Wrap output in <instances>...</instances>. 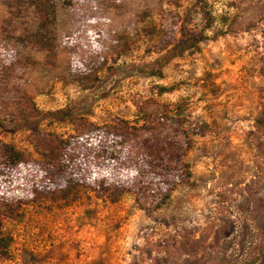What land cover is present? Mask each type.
Listing matches in <instances>:
<instances>
[{
    "label": "rangeland",
    "instance_id": "obj_1",
    "mask_svg": "<svg viewBox=\"0 0 264 264\" xmlns=\"http://www.w3.org/2000/svg\"><path fill=\"white\" fill-rule=\"evenodd\" d=\"M31 2L0 0V91L4 82L24 91L38 114L14 119L0 108L1 139L34 157L33 129L72 141V119L141 125L147 114L151 121L129 130L118 148L74 140L68 153L85 180L78 196L25 204L3 218L12 241L0 264H214L221 257L264 264V230L246 190L264 198V148L253 139L264 101V0H51L46 21ZM226 27L234 33L201 41L162 77L138 71L163 51L164 35L180 42L183 30L210 37ZM166 115L198 131L185 157L189 180L158 208L157 184L116 202L96 196L95 178L112 183L146 172L142 140L175 136ZM110 150L122 156L118 168ZM203 236L196 254L179 253V242Z\"/></svg>",
    "mask_w": 264,
    "mask_h": 264
},
{
    "label": "trees",
    "instance_id": "obj_2",
    "mask_svg": "<svg viewBox=\"0 0 264 264\" xmlns=\"http://www.w3.org/2000/svg\"><path fill=\"white\" fill-rule=\"evenodd\" d=\"M50 2L51 0H32L31 2L38 17L42 20H47L52 9ZM0 28H5V26L0 24ZM228 33H234V30L231 27H226L210 37L202 31L189 35L187 31L183 30V38L180 42L164 35L160 39L159 45L163 51L149 65L139 66L138 71L148 76L162 77L164 67L174 58L182 56L188 50L197 49L198 44L205 39L214 40L217 36ZM42 38H44L43 35L37 37L40 42ZM90 64L91 62L86 67L89 68ZM260 72L264 75V54L261 56ZM168 88L159 86L158 92L168 91ZM0 108L2 110L10 109V114L14 119H24L27 114H38V109L31 96L15 86L9 88L5 82L0 91ZM142 119L141 125L121 121V123L112 126L101 125L87 119H81L82 121L72 119L75 129L72 138L82 142H103L118 148L121 141H124L130 133L129 130L146 127L151 121L147 114H143ZM166 119L175 128V136L172 140L155 137L142 140V145L145 148L146 172L138 173L127 180H117L112 183L102 178H95L89 186L96 196L116 202L124 193L131 192L140 196L148 192L153 184H157L159 195L154 208H158L165 203L170 193L178 185L189 180L191 176L190 164L185 157L192 145L191 134L198 131L195 127H184V118L181 116L166 115ZM253 127L255 146L262 149L264 148V101L261 102L259 111L253 120ZM178 137L182 142H179ZM74 140H65L54 132L33 129L29 133V141L32 143L36 155L33 157L32 153L17 148L12 142L0 138L1 257L8 258V248L12 241L10 235L3 234V218L16 217L25 204L41 200H67L78 196L79 187L85 184V180L78 164L68 153L75 142ZM109 159L118 168L122 156L118 152L110 150ZM248 188L246 187L251 203L250 215L264 230V198L257 196ZM203 239H207V237L194 238L190 242H179V253L196 254L203 247L205 241ZM214 264H226V261L221 257Z\"/></svg>",
    "mask_w": 264,
    "mask_h": 264
}]
</instances>
